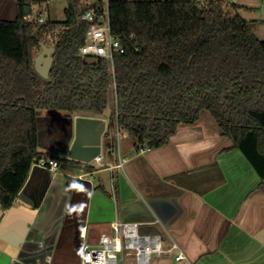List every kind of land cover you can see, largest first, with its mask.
Listing matches in <instances>:
<instances>
[{
	"label": "trees",
	"instance_id": "16d2710c",
	"mask_svg": "<svg viewBox=\"0 0 264 264\" xmlns=\"http://www.w3.org/2000/svg\"><path fill=\"white\" fill-rule=\"evenodd\" d=\"M14 21L0 20V206L12 205L34 159L55 158L66 170L89 163L42 152L37 116L43 110L104 116V145L117 126L135 146L166 144L179 124L195 123L208 110L264 181V40L233 7L196 0H118L110 7L112 32L124 52L114 55L116 101L109 105L107 63H85L78 54L86 22L68 0L49 78L33 67L41 28L24 17L16 0Z\"/></svg>",
	"mask_w": 264,
	"mask_h": 264
},
{
	"label": "crops",
	"instance_id": "0c3cea01",
	"mask_svg": "<svg viewBox=\"0 0 264 264\" xmlns=\"http://www.w3.org/2000/svg\"><path fill=\"white\" fill-rule=\"evenodd\" d=\"M232 5L264 40V0ZM17 12L16 0H0V18ZM108 114L95 117L107 125ZM76 115L43 110L39 150L67 157ZM119 148L122 169L109 170L116 154L103 135L101 161L83 162L91 169L31 165L12 205L0 206V264H80L82 246L111 233L113 220L159 234L163 247L170 235L187 258L154 253L147 264H264V181L219 128L179 124L166 144L144 152L126 133ZM119 264L137 263L127 256Z\"/></svg>",
	"mask_w": 264,
	"mask_h": 264
},
{
	"label": "built area",
	"instance_id": "2783aa9c",
	"mask_svg": "<svg viewBox=\"0 0 264 264\" xmlns=\"http://www.w3.org/2000/svg\"><path fill=\"white\" fill-rule=\"evenodd\" d=\"M29 6L28 12L24 13V17L29 21H34L41 28V41L48 46H53L58 41V37L63 27L48 28L45 22L48 19L47 11L40 8L43 4H47L50 0H26ZM113 1L118 0H85L76 3L78 11L77 20L86 22L87 28L84 33V42L78 48L79 56L84 60L88 56L97 57L107 63L108 73L111 78L108 87V95L112 96L113 103L116 101V86L114 82V63L115 54L124 52V45L120 37L115 35L110 26V7ZM122 1V0H121ZM213 3H221L224 7L229 8L232 0H196V4L200 8L208 7ZM117 126L112 130L114 138L113 146L107 151H114L116 161L109 166V170L122 169L127 157L120 154L119 140L122 136H126ZM138 152L147 150L146 146L136 147ZM102 152L94 156L91 161L100 162ZM32 165L56 170L58 163L55 158L40 157L32 161ZM163 231L168 233L167 229L156 219ZM111 233H101L97 243L84 244L81 248L80 264H119L125 257L131 256L137 264H147L154 253L162 254L164 252H174L176 260L187 259L181 246L169 234V243L167 247H163L161 236L159 234H141L137 230V223L125 222L121 220H113L110 222Z\"/></svg>",
	"mask_w": 264,
	"mask_h": 264
},
{
	"label": "water",
	"instance_id": "95a60500",
	"mask_svg": "<svg viewBox=\"0 0 264 264\" xmlns=\"http://www.w3.org/2000/svg\"><path fill=\"white\" fill-rule=\"evenodd\" d=\"M28 9V5L23 6L24 13H27ZM17 15L18 12L12 19L0 18V20L14 21L17 18ZM34 36L38 41L40 51L34 58L33 67L36 73L39 74L42 78L48 79L49 72L54 60L53 53L55 51V48L43 43L39 39L37 32H35ZM98 61L99 59L97 57L92 56H88L84 59L85 63H97ZM70 122H74V133L70 147L67 151V157L82 162H90L94 158V156L99 154L101 150L102 135L106 128V121L101 117L78 114L74 117V119L70 117ZM39 137L40 136L38 131V140Z\"/></svg>",
	"mask_w": 264,
	"mask_h": 264
},
{
	"label": "rangeland",
	"instance_id": "374dc122",
	"mask_svg": "<svg viewBox=\"0 0 264 264\" xmlns=\"http://www.w3.org/2000/svg\"><path fill=\"white\" fill-rule=\"evenodd\" d=\"M85 0H76V3L82 2ZM68 5V0H50L47 4H43L40 8L47 11L48 19L54 22H62L65 20V8ZM113 104L112 96L109 94V105ZM110 110V109H109ZM200 123H205L207 127L214 126L218 128L217 123L211 116L208 110H202L198 118ZM196 121L195 123H197ZM194 124V123H193Z\"/></svg>",
	"mask_w": 264,
	"mask_h": 264
}]
</instances>
